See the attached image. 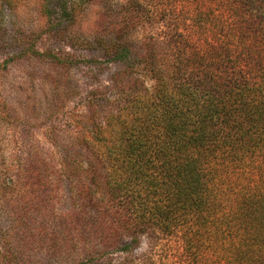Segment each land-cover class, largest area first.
Here are the masks:
<instances>
[{"label":"trees","instance_id":"trees-1","mask_svg":"<svg viewBox=\"0 0 264 264\" xmlns=\"http://www.w3.org/2000/svg\"><path fill=\"white\" fill-rule=\"evenodd\" d=\"M93 5L85 40L120 67L112 97L92 93L88 152L63 163L70 212L53 211L50 164L8 202L2 264L25 261L19 237L59 264H264V0H39L38 12L64 36ZM0 23L4 45L27 42Z\"/></svg>","mask_w":264,"mask_h":264},{"label":"rangeland","instance_id":"rangeland-1","mask_svg":"<svg viewBox=\"0 0 264 264\" xmlns=\"http://www.w3.org/2000/svg\"><path fill=\"white\" fill-rule=\"evenodd\" d=\"M38 7L39 0H25L16 12L4 14L0 8L5 38L16 32L24 39L30 32L23 45L0 41V219L6 226L12 224L6 210L8 202L27 189L31 180L26 176L32 169L50 164L51 173L58 178L64 174L63 163L70 160L71 151L88 152L80 139L91 136L89 98L97 90L108 92L111 98V79L120 68L87 47L85 36L91 35L96 24L98 5L89 7L79 32L74 34L67 27L64 36L51 32ZM150 33L140 29L134 38L139 40ZM33 46L39 53H26ZM54 183L53 211L69 213L75 183L59 178ZM31 212L41 220L40 211ZM19 238L26 257L20 264H59L61 259L45 247L28 239L23 244Z\"/></svg>","mask_w":264,"mask_h":264}]
</instances>
